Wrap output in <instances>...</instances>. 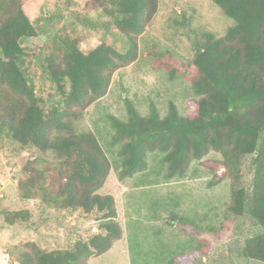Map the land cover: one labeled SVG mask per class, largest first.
Returning a JSON list of instances; mask_svg holds the SVG:
<instances>
[{"label":"trees","instance_id":"trees-1","mask_svg":"<svg viewBox=\"0 0 264 264\" xmlns=\"http://www.w3.org/2000/svg\"><path fill=\"white\" fill-rule=\"evenodd\" d=\"M211 1L233 20L225 35L192 28L185 16L181 22L192 40L193 57L169 62L171 77L182 72L192 79L198 97L194 112L183 115L171 102L164 116L155 105L143 115L127 102L126 119L110 117L112 143L120 146L122 157L119 178L146 169L151 151L164 153L167 177L174 178L214 150L222 154L216 163L223 173L238 181L249 157L252 180L233 189L229 208L235 218L262 227L245 238L241 252L264 263V0ZM103 3L90 0L84 7L89 12ZM112 3L110 14L121 47L102 42L85 52L76 27L86 23L82 15L71 16L70 25H59V13L33 19L34 0H0V146L12 155L28 149L52 153V171L30 173L26 184L20 182L21 189L27 188L23 197H34L37 190L47 206L98 223L88 238L64 248L27 242L10 264H88L91 255L106 252L122 237L114 196L97 192L110 161L93 132L71 130L73 120L107 93L113 74L139 58V36L156 14L159 0ZM34 44L39 47L35 53ZM30 57L54 88L52 100L37 92ZM1 214L8 225H32L30 210L4 209Z\"/></svg>","mask_w":264,"mask_h":264},{"label":"rangeland","instance_id":"rangeland-1","mask_svg":"<svg viewBox=\"0 0 264 264\" xmlns=\"http://www.w3.org/2000/svg\"><path fill=\"white\" fill-rule=\"evenodd\" d=\"M34 1L33 19L45 12L59 13L62 19L59 22L58 18L57 24L70 25L74 20L71 16L85 17L86 23L82 20L85 24L76 26L85 52L102 42L121 47L110 14L113 0H102L101 7L89 12L84 3L90 0ZM185 16L191 19L192 28L212 31L220 38L233 23L211 0H159L156 14L139 36V58L118 69L107 93L73 120L71 131L93 132L110 161L109 174L97 192L114 196L123 231L109 250L91 255L88 264H264L241 252L245 238L262 227L235 218L229 208L233 189L252 180L249 157L238 181L223 173L224 168L216 163L222 154L214 150L194 159L183 176L174 178L167 177L164 153L151 151L146 169L119 178L122 157L120 146L112 143V115L126 119L127 102L143 115L155 105L164 116L171 102L183 115L194 112L198 97L192 79L182 72L174 77L169 73V62H187L193 57L192 40L181 22ZM37 44L32 45L34 53L38 52ZM29 59L37 92L52 100L54 88L40 76L35 58ZM8 154L0 146V264H10L27 242L48 249L64 248L97 231L96 221L47 206L37 190L34 197H23L27 188L24 185L21 189L20 182L26 184L30 173L52 171V153L28 149L18 155ZM4 209L30 210L32 225L6 224L1 214Z\"/></svg>","mask_w":264,"mask_h":264}]
</instances>
